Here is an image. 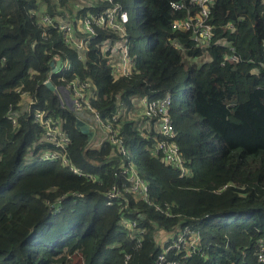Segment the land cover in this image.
Segmentation results:
<instances>
[{
  "label": "trees",
  "instance_id": "16d2710c",
  "mask_svg": "<svg viewBox=\"0 0 264 264\" xmlns=\"http://www.w3.org/2000/svg\"><path fill=\"white\" fill-rule=\"evenodd\" d=\"M116 1L131 18L126 28L136 63L130 76L118 78L104 51L110 37L118 36L114 31L100 29L82 55L53 28L44 39L31 13L43 5L57 21L75 23L80 15L111 7L107 0H0V264H126L127 253L128 264H157L164 236L187 225L199 232L201 251L187 258L171 252V259L264 264L258 259L264 242V0H217L214 38L206 45L174 30V21L185 14L172 8L178 0ZM230 44L240 60L223 64ZM56 54L71 68L54 75L55 85L66 84L59 76L89 79L90 103L104 122L121 104L126 107L118 122L126 156L107 140L90 148L92 135L78 128L69 92H63V106L64 97L42 84ZM17 87L60 121L73 140L70 159L97 174L102 185L37 157L49 147L42 129L24 114L17 126L7 118L10 105L17 108L21 99ZM166 95L192 170L188 177L152 152L161 138L157 122L135 115L143 98ZM122 163L149 183L151 203L127 197L132 213L126 217L145 229L140 243L120 222V202L108 206L102 194L125 178ZM71 191L84 196H67L53 213L48 201ZM157 206H169L172 216Z\"/></svg>",
  "mask_w": 264,
  "mask_h": 264
},
{
  "label": "built area",
  "instance_id": "2783aa9c",
  "mask_svg": "<svg viewBox=\"0 0 264 264\" xmlns=\"http://www.w3.org/2000/svg\"><path fill=\"white\" fill-rule=\"evenodd\" d=\"M107 1L111 3V7L99 13L90 11L84 15H80L75 19V23L70 21H57L47 11L46 6L43 5L33 7L31 13L37 19L38 25L43 28L42 36L44 39L48 38L47 29L53 28L61 35L63 42L67 46L77 51H82V55L88 43L98 36L100 29L114 31L118 36L110 37L105 44V56L109 57L113 74L116 78L122 76L127 77L132 74L136 66L134 57L131 54V43L126 28L131 18L128 11L122 10L116 0ZM216 1L178 0L171 2L174 10L185 13L183 17L174 21V30L189 33L197 43L203 45L210 43L214 38V26L211 21L213 6ZM174 46L176 48L179 47L177 43H174ZM230 50L232 53L226 56L225 60L222 61L223 64L226 62L234 63L240 60L235 48L231 44ZM61 59L62 62L59 70L54 71V67L56 66L54 57L52 61L54 65H52L51 71L43 79L42 84L48 87L52 84L55 87L54 91L64 97L62 98L63 106L68 105V99L63 95V92L64 90L69 92L71 95V104L73 109L78 113V119L85 121L90 126V131L92 132V138L88 143L90 148L100 147L107 140L115 146L118 153L126 156L128 150L123 137L120 135L121 127L118 123L121 115H124L126 107L121 104L118 112L113 115L112 119L104 122L99 111L90 103V98L94 94L91 93L93 85L89 79H82L77 76L67 80L64 76H59L57 79L65 81L66 84L64 87L55 85L54 75L63 69L69 70L71 68V63L68 59ZM16 92L20 95L21 99L17 108L14 105H10L7 118L14 126H17L20 115L24 114L26 117H31L32 121L42 129V141L49 144V147L40 150L37 157L41 161L59 162L78 177L88 181L98 182L102 185V181L97 174L85 170L70 159L68 149L73 140L70 134L63 130L60 121L54 119L48 109L38 107V101L30 91L23 89V87H17ZM172 103L173 100L170 95L154 100H149L145 97L141 100V108L135 111V115L142 114L157 122L156 129L161 138L156 141L152 152L157 156H162V160H165L169 165L178 169L180 177H188L192 174V170L188 167L187 160L183 156L177 141L178 130L170 114ZM85 108L88 110L87 116L84 114L80 115L79 112H82ZM118 168L125 178L113 181L109 189L102 194L108 206L114 205L117 201L120 202L119 212L120 214H124L121 216L120 222L128 229L129 235L137 238L138 243H140V235H143L145 229L138 227L136 220L126 217V214L132 213L127 197L132 195L137 199L151 203L149 183L133 167L122 163ZM69 195L73 197L84 196L81 192L71 191L61 195L57 201H48L53 213H57L60 210L61 202ZM157 209L170 217L172 216L169 206L166 209L157 206ZM200 242L201 237L199 232L189 225L181 228L175 235L173 233H167L162 240V250L158 254L156 262L157 264H182L178 258L171 259L170 253H185L183 256L187 258L193 251H201V247H199ZM261 244L262 247L258 252V259L264 263V242L262 241ZM130 259L131 254L127 253L125 255V263L128 264Z\"/></svg>",
  "mask_w": 264,
  "mask_h": 264
},
{
  "label": "water",
  "instance_id": "95a60500",
  "mask_svg": "<svg viewBox=\"0 0 264 264\" xmlns=\"http://www.w3.org/2000/svg\"><path fill=\"white\" fill-rule=\"evenodd\" d=\"M55 61H56V66L54 67V71H58L62 62L60 55L58 54L55 55ZM51 65H54V62H52ZM49 87L55 90V87L52 84H50ZM77 126L83 132L88 133L90 136L92 135V132L90 131V126L86 122L79 120Z\"/></svg>",
  "mask_w": 264,
  "mask_h": 264
},
{
  "label": "rangeland",
  "instance_id": "374dc122",
  "mask_svg": "<svg viewBox=\"0 0 264 264\" xmlns=\"http://www.w3.org/2000/svg\"><path fill=\"white\" fill-rule=\"evenodd\" d=\"M146 42V39L144 38V43ZM159 240H160V238H159ZM162 240V239H161Z\"/></svg>",
  "mask_w": 264,
  "mask_h": 264
},
{
  "label": "crops",
  "instance_id": "0c3cea01",
  "mask_svg": "<svg viewBox=\"0 0 264 264\" xmlns=\"http://www.w3.org/2000/svg\"><path fill=\"white\" fill-rule=\"evenodd\" d=\"M25 102V100H23Z\"/></svg>",
  "mask_w": 264,
  "mask_h": 264
}]
</instances>
